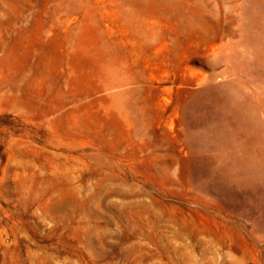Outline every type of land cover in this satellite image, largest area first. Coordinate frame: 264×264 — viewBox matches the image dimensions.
<instances>
[{
	"label": "rangeland",
	"instance_id": "obj_1",
	"mask_svg": "<svg viewBox=\"0 0 264 264\" xmlns=\"http://www.w3.org/2000/svg\"><path fill=\"white\" fill-rule=\"evenodd\" d=\"M0 264H264V0H0Z\"/></svg>",
	"mask_w": 264,
	"mask_h": 264
},
{
	"label": "bare ground",
	"instance_id": "obj_2",
	"mask_svg": "<svg viewBox=\"0 0 264 264\" xmlns=\"http://www.w3.org/2000/svg\"><path fill=\"white\" fill-rule=\"evenodd\" d=\"M240 103V102H239ZM244 111V110H243ZM232 112V111H231ZM236 112L238 113V114H240V110L239 109H237L236 110ZM228 134V133H227ZM257 161V160H256Z\"/></svg>",
	"mask_w": 264,
	"mask_h": 264
}]
</instances>
